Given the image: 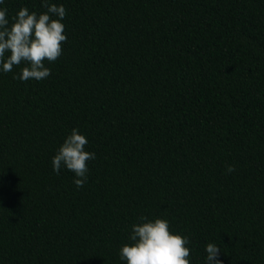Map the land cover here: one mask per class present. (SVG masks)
Returning <instances> with one entry per match:
<instances>
[{
  "label": "trees",
  "instance_id": "trees-1",
  "mask_svg": "<svg viewBox=\"0 0 264 264\" xmlns=\"http://www.w3.org/2000/svg\"><path fill=\"white\" fill-rule=\"evenodd\" d=\"M48 2L68 37L51 75L0 66V264H126L142 216L188 237L190 264L208 243L264 264V0ZM23 7L47 11L0 4ZM73 129L95 153L81 188L52 164Z\"/></svg>",
  "mask_w": 264,
  "mask_h": 264
},
{
  "label": "clouds",
  "instance_id": "clouds-1",
  "mask_svg": "<svg viewBox=\"0 0 264 264\" xmlns=\"http://www.w3.org/2000/svg\"><path fill=\"white\" fill-rule=\"evenodd\" d=\"M3 3L4 0H0V4ZM42 6L47 11L39 15L30 13L27 7L21 8L11 23L7 9H0V66L7 73L14 66L26 64L21 74L15 77L23 82L47 79L51 70L45 66V61H57L68 39L62 23L67 14L65 7L49 4L48 0H42ZM88 143L85 135L73 129L52 161L57 174L62 167L75 174L74 183L78 188L83 187L88 179L87 162L95 159L94 152L85 150ZM234 171V165L227 167V173ZM139 219L141 223L132 225L131 243L120 249L121 260L126 264H190L188 237L173 233L165 219L151 221L144 216ZM205 251L206 264H223L219 259L221 249L215 243H208Z\"/></svg>",
  "mask_w": 264,
  "mask_h": 264
}]
</instances>
